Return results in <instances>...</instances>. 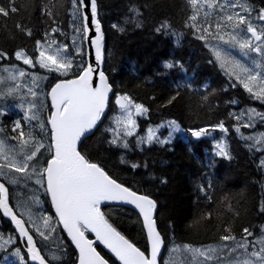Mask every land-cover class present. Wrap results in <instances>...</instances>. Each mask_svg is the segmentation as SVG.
Instances as JSON below:
<instances>
[{
    "label": "trees",
    "instance_id": "obj_1",
    "mask_svg": "<svg viewBox=\"0 0 264 264\" xmlns=\"http://www.w3.org/2000/svg\"><path fill=\"white\" fill-rule=\"evenodd\" d=\"M247 1L251 15L264 9V0ZM96 3L104 38L102 71L112 86V93L103 121L80 145L82 154L100 164L117 182L156 201L157 229L165 242L160 264H164L171 246L205 247L223 242L220 236L230 234L225 231L226 227L231 228L237 239L244 235V228L259 236L264 224L261 154L249 147L241 136L250 130L242 126L240 132L235 130L244 121H238L230 113L251 108L264 114V102L252 98L240 84L228 79L211 51L196 38L198 33L186 26L185 22L192 14L188 0H96ZM0 6L8 7L9 0H0ZM15 7L17 12L7 17L0 15V52L7 57L4 63L8 65L15 64L14 54L20 49L36 57V41L44 42L46 34L59 44L70 46L71 26L83 27L80 9L73 7L72 0H15ZM43 8L53 13L55 23L53 18L41 14ZM133 8L139 9L140 16H135ZM130 18L133 22H127ZM137 20L140 27L136 26ZM164 21L171 29L167 33L157 32V27ZM17 24L30 29L32 34L27 35L17 28ZM52 28L58 31L52 34ZM210 60L213 62L209 63ZM81 63L86 66L84 45L82 55H73V72L65 79L75 78L79 74L76 65ZM166 63L174 66L167 68ZM62 78L64 76L51 74L46 83L48 88ZM188 84L191 87L185 86ZM232 84L236 86L232 87ZM177 85L181 86L178 88ZM124 94L149 109L145 116L137 117L136 134L123 137L129 142L130 150L109 143L113 138L110 129L115 128L114 116L121 114L114 99ZM173 96L176 98L169 103ZM10 118L11 115L3 116L0 123L1 126L6 124L3 129L8 133L12 132L11 125L15 120ZM173 120L186 131L174 134L166 144L137 145L146 130ZM221 121L228 129L227 133L219 129L212 131L211 126ZM201 127H209L210 135L200 140L187 131ZM255 129L264 132V121L256 122ZM165 132L160 131V134ZM221 139L229 145L231 160L214 154V144ZM122 158L127 163H122ZM131 163L141 167L133 169ZM6 186L13 209L14 194L19 197L22 190L31 193V185L27 182L12 186L13 189ZM201 186L212 197L211 202L201 192ZM26 199L34 211L49 215L54 221L55 234L62 242L63 252L61 261L53 264H75L76 251L56 224L45 190L38 198L27 195ZM37 199L40 206L36 204ZM101 212L117 231L147 254L142 224L134 212L111 205L101 207ZM207 212L212 213L211 218L202 215ZM30 231L42 255L48 259L47 242L40 240L32 229ZM0 235L12 238L20 245L11 224L1 215ZM96 249L109 264H118L102 247L96 246Z\"/></svg>",
    "mask_w": 264,
    "mask_h": 264
},
{
    "label": "snow or ice",
    "instance_id": "obj_2",
    "mask_svg": "<svg viewBox=\"0 0 264 264\" xmlns=\"http://www.w3.org/2000/svg\"><path fill=\"white\" fill-rule=\"evenodd\" d=\"M73 7L88 8L90 6L92 24L95 25L97 36L90 43L95 47L96 66L82 63L77 64L76 68L79 74L72 79L61 80L57 82L50 90L51 111L46 124L50 125V130L41 120L39 109L44 107L43 101H37L40 93V77L31 75V83L26 86L28 100L24 121H37V125H32V130L24 131L21 119L13 121L12 131L17 135L14 137H0V178L8 183L17 185L21 181H33L44 187L45 192L50 195L51 203L55 208V214L59 218V223L63 225V230L78 249V264H108L94 247V241L89 239L86 233H94L95 238L105 247H107L121 262V264H158V257L164 246V238L157 230L154 213L157 209V203L148 195H140L130 190L122 183L117 182L108 172L98 163L92 162L86 155L82 154L80 145L83 139H86L87 133H90L101 120L105 109L109 105V93L112 92V86L103 71H99V64L103 62V33L101 32L100 22L97 17L96 0H72ZM191 5L192 14L185 22L187 27L192 28L197 35V39L205 41L219 67L231 80L233 77L243 86L253 98L264 102V24L254 25L251 18L252 9L246 0H188ZM239 9V11H235ZM15 0H9V6H0V15L9 16L10 13L17 12ZM135 16H140L139 9L133 8ZM247 13V15H245ZM42 15L55 18L53 13L47 8L41 10ZM259 21H264V9L260 10L256 17ZM89 16L83 15V31H89ZM127 22H133L130 18ZM136 26L140 27V21H135ZM118 28V25H113ZM17 28L31 35L30 29H24L17 24ZM171 25L164 21L156 31L169 32ZM119 30L123 31V28ZM57 28H52L51 33L55 34ZM80 32V29H76ZM217 43L213 44L209 41ZM87 38V36H85ZM179 42V37L177 38ZM75 45V38L73 39ZM223 46H227L226 50ZM238 48L243 57L248 58L250 62H242L232 55V49ZM37 57H32L25 50L20 49L15 52V59L22 61L24 65L40 68L48 72L57 73L60 76H68L73 72V56L69 52V46L58 44L57 40L51 39L47 34L44 42L36 41ZM77 55H82L79 47L75 49ZM250 53H255L261 58L257 61L255 57H250ZM7 58L3 52H0V59ZM213 61L210 60L209 63ZM173 63H166L165 67L172 68ZM3 71L7 73L6 78H0V84L5 81H11L12 85L6 92L0 94V100L5 96H13L19 93L22 87L21 83L26 76L30 74L23 69L16 70L15 66L4 67ZM98 76V82L95 77ZM46 79V77L44 78ZM181 85H177L179 88ZM191 87L190 84L185 85ZM235 87L236 84H232ZM179 93L177 92V95ZM27 97H22L27 99ZM176 97L173 96L168 102L171 103ZM204 99H207L205 96ZM115 103L119 106L120 115L116 117V127L110 129L113 132V138L109 143L130 150L129 142L123 137H132L136 134L138 127L135 117L145 116L149 109L141 103H136L129 95H118ZM230 103H236L231 101ZM21 108L24 106L21 105ZM6 111H0V116L6 115ZM249 120L259 116L264 121V114L256 112L255 109L247 110ZM239 121L244 113L233 114ZM39 127V133L34 129ZM168 126L177 133H184L180 124L176 121H170ZM252 127L251 123H243L236 127L240 132V127ZM219 129L227 133L223 121L211 126V130ZM4 129L0 127V132ZM191 136L196 140L206 138L210 135L209 127L198 129H188ZM243 139L253 140L255 144H264V134L258 137H245ZM50 143L45 142V139ZM16 140V144H9L8 140ZM154 142L161 144L169 143V140H158L155 130L149 128L145 137L137 140V145H152ZM215 156L225 160H231L229 145L226 140L221 139L215 142ZM260 150V149H257ZM122 163H127L123 158ZM260 164L264 167V159ZM133 169L141 167L138 163H131ZM146 166V165H145ZM16 173L17 175H11ZM211 184L209 183V188ZM201 192L205 193V198L211 202L212 197L207 190L201 186ZM123 202L134 205L143 216V222L150 244V256L137 248L133 243L125 238L101 212V204L104 202ZM264 211V206L261 208ZM0 211L3 215L9 217L15 224L21 237L26 238L27 252L30 259L36 264H53L60 262L63 252L62 242L57 239L56 250L50 249L51 256L46 259L42 255L41 248L37 246L33 235L29 234L25 227V222L18 218L9 201V189L5 183H0ZM25 215L32 219L30 208L25 206ZM211 218L212 213L202 214ZM43 230L40 225H35V232L44 241L52 239V234L57 230L51 223L52 217L42 216ZM35 224V221H33ZM229 235H221L220 240L223 244L207 245L202 248H193L190 245L176 246L173 252L190 253L193 259L198 260V264H211L218 261L219 264H264V226H261L260 235L256 236L248 228L243 229L244 235L237 239L231 232L230 227H226ZM249 237H252L249 240ZM0 239H3L0 237ZM10 240H4L0 248L10 243ZM231 242V243H228ZM258 246V247H257ZM15 255L20 257V264H26L23 256H20V249L17 248ZM165 264H182L175 260L165 261Z\"/></svg>",
    "mask_w": 264,
    "mask_h": 264
},
{
    "label": "rangeland",
    "instance_id": "obj_3",
    "mask_svg": "<svg viewBox=\"0 0 264 264\" xmlns=\"http://www.w3.org/2000/svg\"><path fill=\"white\" fill-rule=\"evenodd\" d=\"M235 11H239V9H235ZM245 15H247V13H245ZM71 17H72V21H74L75 19H74L73 15ZM256 17H257V15H252L251 16L252 22H253L254 25L259 27V25L264 24L263 21H259V20L257 21L255 19ZM76 29L77 28L71 26L70 46L67 44L69 46V52H71V54H73V55L76 54V51H75L76 47H79L81 49V51H82V45H84V32H83V29H80V32H77ZM74 38H75V45L73 44V39ZM209 41L211 43H213V44L217 43L216 41H212L210 39H209ZM223 47L226 50H228L227 46H223ZM230 51H231L233 56H235L237 59H241L242 62H246V63L250 62V60L248 58L243 57L242 53L240 52V50L238 48L232 49ZM249 55H250V57H255V59L257 61L261 60V58L259 56H256L255 53H250ZM37 56H38V53H37L36 57ZM14 60H15V55H14ZM0 62H1L0 63V78H6L7 77V73H5L3 71V68L4 67H12V66H14L16 64V61H15V64H13V65L5 64L4 63L5 62L4 59H0ZM217 65L219 67L218 63H217ZM25 66L28 67L30 70H28L27 68L24 67V64L22 63V61H21V64L15 65L16 70L23 69L25 72L30 74L29 76H26L23 79V81H21V83L23 85H25V87H22L19 93L13 94V96H11V97L5 96L3 100H0V111H6L7 113H9L12 116V118L21 119L23 127H24V131L28 132L29 130H32V125H37V121L28 122V121H24L22 119L23 116L25 115V111H26V108H27L28 100L31 99V97H27V90H26V86L31 83V75H36V76L41 78L38 81L39 88L36 89L40 93V98L37 101V103H39L40 100L43 101L44 107L42 109H39V114H40L41 120H43L45 122V124H46V119L44 117H45V112H46V105H47V102H49L48 101V88H47V84L46 83L48 82L47 79L50 77L51 74L52 75L53 74L57 75V74L56 73H52V72H48L47 70L40 68L38 64H36L35 67H29L27 65H25ZM35 71L38 72V73H40L42 71V73L41 74H37ZM223 73H224V71H223ZM225 76L229 79V77L226 74H225ZM45 77H46V79H44ZM231 81H233L234 83H238L237 81H235L234 77L231 79ZM11 85H12L11 81H5V83L0 84V94H3L4 92H6L7 88L10 87ZM22 97H27V99H24ZM21 105H23L24 107L21 108L20 107ZM249 109H251V108H246V109L243 108V109L239 110L236 114L244 113V115L241 116L240 119H242L244 121V123H251L253 125L252 127H248L247 128L248 130H250V132L245 134L244 136L245 137H258L260 134H264V132L255 129V124H256V122H258L260 120V117L257 116L253 120L250 121L249 117H248V114H247V110H249ZM258 113H260V112H258ZM119 115L120 114H116L114 116L113 125L115 127H116L115 120H116V117H118ZM2 116H0V123H1V120H2ZM135 119H136V117H135ZM5 125L6 124L4 123V125L3 126L0 125V127L3 128ZM46 127L48 128L47 124H46ZM166 129H167V132H165V134L160 136V134H159L160 131L166 130ZM154 130H155L156 137L159 138L160 140H170L173 137V134L177 133V132L173 131L168 126V124H163L162 126H160L158 128H155ZM10 131H12V130H10ZM34 131L36 133H39V131H40L39 127L37 126L34 129ZM9 135L11 137H14V136L17 135V133L13 132V131L8 133L6 130H4L3 132H0V137H2V136H7L8 137ZM146 135H147V132L145 133V136ZM243 140H245L248 143L249 147H251V148H253L255 150L260 149V150H257L261 154L260 161H261V159H264V144H259L258 145V144H255L253 140H246V139H243ZM45 142H46V144L49 143L47 137L45 139ZM8 143L9 144H16L17 141L15 140L14 143H11V142L8 141ZM0 162H2V161H0ZM260 166H261V164H260ZM261 169H262V171L264 173V167L261 166ZM11 175H17V174L16 173H11ZM0 179H2L12 189H13V187L21 186V185H23L26 182L31 185V188H29L31 193L27 194L26 191L22 190L21 194L18 193L19 197L17 196V194H14L16 196V200L14 201V204H15L14 208L26 220V222L28 223V225L32 228V230L34 232H35V225L36 224L40 225L42 230H43V220L41 219V217L42 216H49V215H46V214L41 215L40 214L41 212L34 211L32 209V207L30 206V203L27 202L26 196L27 195H31L34 198H38L40 196V194L44 192V190H45L44 187H41L40 185L36 184L34 182V180L33 181H21L20 184L13 185V184L8 183L3 178H0ZM263 188H264V181H263ZM36 201H37L36 204H38L40 206L41 204L38 201V199ZM25 206L30 208V210L32 212V219L31 220L29 219L28 215L24 214ZM33 221H35V224L33 223ZM51 223L53 224V226L55 225L53 220H51ZM263 226H264V224H263ZM37 236L39 237L40 240L44 241L39 235H37ZM57 239L59 240V236L56 235L55 233H53L52 234V239H50L48 241H45V242H47L48 250H50V249L53 250V251L56 250ZM4 240L5 239H0V244H3ZM249 240H251V239L249 238ZM10 241H11L10 243H8V244L4 245L2 248H0V264H20V257L14 254L16 252V249H12L14 242L11 239H10ZM223 243H225V242H221L219 244H223ZM228 243H231V242H228ZM51 244L53 245V247H51ZM174 247H176V246H171L168 249L165 261L175 260V261H178V262H182V264H198V260H202V258L193 259L192 255L190 253L184 252L182 248H181L180 252H173L172 249ZM8 248L10 250H8ZM193 248H202V247H193ZM20 256H23L21 251H20ZM48 256L50 258L51 252L49 253ZM61 256H62V253H61ZM165 261H164V264H165ZM55 263H57V262H55ZM26 264H27V262H26ZM205 264H208V262H205ZM211 264H219V262L218 261H213V262H211Z\"/></svg>",
    "mask_w": 264,
    "mask_h": 264
},
{
    "label": "water",
    "instance_id": "obj_4",
    "mask_svg": "<svg viewBox=\"0 0 264 264\" xmlns=\"http://www.w3.org/2000/svg\"><path fill=\"white\" fill-rule=\"evenodd\" d=\"M85 3H89V0H85ZM80 11H81V16H82V23H83V15H88L89 16V21H88V25H89V31H88V33L86 34V33H84V40H85V47H86V65L87 64H92L94 67L96 66V60H95V47H94V45H92L91 43H90V40H94L95 39V37L97 36V33H96V31H95V25L94 24H92V18H91V12H90V6L88 7V8H84V7H80ZM97 18V17H96ZM98 19V18H97ZM100 27H101V25H100ZM101 32H102V29H101ZM85 36H87V38H85ZM98 70L99 71H102L103 70V62L102 63H100L99 64V68H98ZM95 81L96 82H98V76L97 77H95ZM50 93V92H49ZM111 93L112 92H110L109 93V98L111 97ZM49 100H50V104H51V97H50V95H49ZM116 100V99H115ZM115 100H114V104H115V106L117 107V108H119V106L115 103ZM50 109H51V107H50ZM106 110H107V108L105 109V113H104V115L101 117V120L97 123V126L90 132V133H87L86 134V136H87V138L89 137V136H91L93 133H94V131L97 129V127L101 124V122L103 121V119H104V116H105V114H106ZM49 129H50V125H49ZM137 194H139V193H137ZM140 195H142V194H140ZM48 197H49V200H50V203H51V197H50V195L48 194ZM103 205H111V206H116V207H123V208H126V209H128V210H131L132 212H134L138 217H139V219H140V221H141V224H142V228H143V231H144V234H145V238H146V242H147V247H148V251H147V254L146 255H148V256H150V244H149V241H148V238H147V233H146V229H145V226H144V222H143V216H142V214L139 212V210L138 209H136L135 208V206L134 205H131V204H126V203H123V202H115V201H113V202H104V203H102L101 204V207L103 206ZM51 206H52V210H53V213H54V215L56 216V214H55V208H54V206L52 205V203H51ZM11 207V206H10ZM15 212V211H14ZM0 213H1V215H2V217L5 219V220H7V221H9L10 222V224H11V226H12V228H13V230H14V232H15V234H16V236L20 239V241H21V243H23L24 244V252L26 253V255H27V258H28V264H36V262H34V261H32L31 259H30V256H29V254H28V252H27V243H26V238L25 237H21L20 236V233H19V231L16 229V227H15V224L11 221V219L9 218V217H6V216H4L3 215V213H2V211H0ZM16 214V213H15ZM155 214H156V212L154 213V218H155ZM18 218H20V219H22L21 217H19V216H17ZM56 218H57V220H58V223H59V218L56 216ZM23 220V219H22ZM24 221V220H23ZM25 222V221H24ZM59 225H60V227H61V229L63 230V225L62 224H60L59 223ZM25 227L28 229V227H27V225H26V223H25ZM158 230V229H157ZM29 231V230H28ZM63 232L66 234V236H67V232L65 231V230H63ZM29 234H30V232H29ZM92 237H93V239H91V240H93L95 243H94V245L95 244H97V245H100L113 259H115L116 261H117V263H119V264H121V262L118 260V258L107 248V247H105L103 244H101L99 241H97L96 240V238H95V234L94 233H89ZM163 237V236H162ZM67 238H68V240L71 242V240H70V238L67 236ZM71 244H72V246H73V248L75 249V251L77 252V262H76V264H78V255H79V252H78V249H76V247H75V245L71 242ZM164 249H165V243H164V246L162 247V249H161V253H160V256L158 257V264H160V260H161V258H162V255H163V252H164ZM109 264V263H108Z\"/></svg>",
    "mask_w": 264,
    "mask_h": 264
},
{
    "label": "flooded vegetation",
    "instance_id": "obj_5",
    "mask_svg": "<svg viewBox=\"0 0 264 264\" xmlns=\"http://www.w3.org/2000/svg\"><path fill=\"white\" fill-rule=\"evenodd\" d=\"M247 3H248V2H247ZM248 5H249V4H248ZM258 9H260V8L258 7ZM254 15H255V14H254ZM256 15H258V14H256ZM263 22H264V21H263ZM209 39L211 40L210 37H209ZM199 41L205 46V41L200 40V39H199ZM205 48L208 49V47H206V46H205ZM208 50H209V49H208ZM209 51H210V50H209ZM46 113H47V112H46ZM2 137H4V136H2ZM8 141L11 142V143H14V142H15V140H12V139H9ZM48 141H49V140H48Z\"/></svg>",
    "mask_w": 264,
    "mask_h": 264
},
{
    "label": "bare ground",
    "instance_id": "obj_6",
    "mask_svg": "<svg viewBox=\"0 0 264 264\" xmlns=\"http://www.w3.org/2000/svg\"><path fill=\"white\" fill-rule=\"evenodd\" d=\"M5 60V58H3Z\"/></svg>",
    "mask_w": 264,
    "mask_h": 264
}]
</instances>
